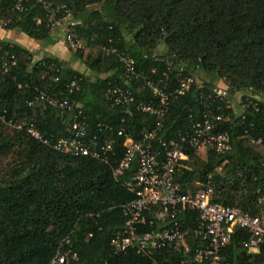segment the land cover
<instances>
[{
    "label": "trees",
    "instance_id": "obj_1",
    "mask_svg": "<svg viewBox=\"0 0 264 264\" xmlns=\"http://www.w3.org/2000/svg\"><path fill=\"white\" fill-rule=\"evenodd\" d=\"M37 1L23 0L24 10L17 12L16 0H0L1 28L53 45L48 13ZM41 1L58 9L57 19L70 18V35L85 46L71 55L89 75L53 57L35 62L22 46L0 40V116L17 124L35 116L37 130L55 143L66 135L70 117L48 106L38 93L68 96L79 107L87 137L111 144L113 151L106 164L72 157L34 140L25 127L8 131L0 123V160L11 162L0 174V264H50L60 251L77 255L70 264H182L193 258V247L187 258L164 251L150 259L133 251L113 254L111 240L125 224L121 207L134 196L112 173L124 156L125 136L138 141L156 124L154 116L135 108L139 102L158 105L146 81L160 82L172 94L179 89V78L206 75L188 93L173 95L157 136L176 140L204 113L222 115L213 123L214 132L229 135L231 150L219 156L186 146L187 159L175 182L183 194L209 183L211 202L258 215L255 190L264 181V159L256 149L264 148L251 146L245 131L254 139L264 138V0ZM109 48L117 54L107 55L103 50ZM118 54L129 55L138 74L129 84L135 92L129 108L112 107L104 97L108 86L125 87ZM50 64L61 72L46 74ZM73 80L77 90L68 95L66 86ZM216 86L253 99L259 111L248 109L243 124L228 102L204 108L200 97L207 100ZM179 222L193 229L197 214L185 211ZM247 239L242 230L233 231L223 251L228 264H264V246L248 261L251 256L242 248Z\"/></svg>",
    "mask_w": 264,
    "mask_h": 264
},
{
    "label": "built area",
    "instance_id": "obj_2",
    "mask_svg": "<svg viewBox=\"0 0 264 264\" xmlns=\"http://www.w3.org/2000/svg\"><path fill=\"white\" fill-rule=\"evenodd\" d=\"M25 1V0H24ZM31 1V0H26ZM48 13L50 30L59 29L63 20L57 19L58 9L37 1ZM14 10H24L23 0H16ZM68 18V17H66ZM64 41L71 53L84 50V44L75 40L70 35V23L64 32ZM108 54H117L113 48L103 50ZM122 64L121 80L125 87L108 86L104 97L112 107L129 108L135 104V92L129 85L138 77L134 60L127 54H118ZM156 54L153 57L156 59ZM169 65L163 58L156 59ZM169 67V66H168ZM4 70L6 67H3ZM46 74H59L61 67L56 64L46 66ZM57 81V79H55ZM160 82L146 81L144 86L157 98L158 105L139 102L135 104L136 111L149 114L156 118V124L150 132L141 134L138 141L125 136L124 156L113 170V178L124 189L134 196V199L121 207L125 224L120 232L111 240L113 254L119 256L128 251H133L142 258L150 259L156 252H173L183 257L189 256L191 248L193 258L182 261V264H228L227 257L223 254L229 245L233 231L238 228L248 235V239L242 242V248L247 252L248 261H253L260 248L264 246V181L260 182L255 190L258 215L251 216L232 206H221L210 201L212 187L208 183L204 189L195 193L183 194L175 182L181 163L186 161L185 147L214 152L221 156L231 150V141L227 133L214 132L213 123L220 122L222 115L210 116L204 113L201 121H192L188 131L179 135L176 140H166L157 135L162 129L164 117L167 113L169 100L173 95H184L191 87L199 86L200 82L193 77L178 79L179 89L175 93H166L165 87L159 86ZM67 94L77 90L76 80L66 86ZM48 106L67 114L70 117V127L66 135L51 143L35 127V116L25 123H14L0 116V123L11 130H24L34 140L55 151L72 157H87L93 160L107 163L113 151L111 144L100 145L95 139L87 137V127L78 111V105L71 102L68 96H45L38 93ZM229 98L227 88L216 86L212 88L207 100L200 97L204 108L209 109L212 104H226ZM260 100L264 104V93L260 94ZM30 105V104H28ZM232 109L238 115L240 122L247 121L248 109L258 112V105L253 99H242L238 95V105ZM219 110V108H218ZM253 128V124L249 125ZM250 144L264 148V138H252L245 131ZM121 130L118 136L122 137ZM197 214V223L193 229L183 228L179 217L185 212ZM148 227L150 230L143 231ZM192 237V239H190ZM68 243V242H67ZM191 243V244H190ZM193 245V246H191ZM77 260L74 252H58L50 264H70Z\"/></svg>",
    "mask_w": 264,
    "mask_h": 264
},
{
    "label": "crops",
    "instance_id": "obj_3",
    "mask_svg": "<svg viewBox=\"0 0 264 264\" xmlns=\"http://www.w3.org/2000/svg\"><path fill=\"white\" fill-rule=\"evenodd\" d=\"M5 33L6 35L4 37L1 36L2 38H0V40H6L22 46L32 54L34 60L39 61L41 59L48 57L57 58L58 60L65 62L68 65V67L73 69L74 71H77L85 76L89 75L87 70L84 68V66L81 63L73 60L72 55L69 54V52L67 51V46L59 39L60 38L59 35L53 34L52 35L53 40L55 41L54 44L47 45L44 42L35 41L30 39L29 37L28 38L30 39L31 42L24 41V39L21 40L19 39L20 38L19 35L23 33L17 30L8 31V33L7 32ZM12 33L14 34V36ZM76 62H77V66H75ZM81 69L82 71H84L83 73Z\"/></svg>",
    "mask_w": 264,
    "mask_h": 264
},
{
    "label": "rangeland",
    "instance_id": "obj_4",
    "mask_svg": "<svg viewBox=\"0 0 264 264\" xmlns=\"http://www.w3.org/2000/svg\"><path fill=\"white\" fill-rule=\"evenodd\" d=\"M71 21H70V18L68 17V18H65L64 20H63V22H62V24H61V27L59 28V29H55V30H53L52 31V34H57V35H59L60 36V40L65 44V41H64V32H65V29H66V27L69 25V23H70ZM5 32H7L8 33V31H5V30H3L2 28H1V25H0V38H2V37H4L5 35H6V33ZM13 34V33H12ZM2 36V37H1ZM13 36H14V34H13ZM16 36H18V35H16ZM20 36V38L19 39H24V41H29V42H31L30 41V39L26 36V35H24V34H21V35H19ZM25 45V44H24ZM27 45V44H26ZM66 45V44H65ZM160 52H162V50H163V48L162 47H160ZM67 51L69 52V54H71V52L68 50V48H67ZM34 60V59H33ZM35 62H36V60H34ZM75 66H77V62L75 63ZM85 68V67H84ZM86 69V68H85ZM84 69V70H85ZM81 71H82V69H81ZM80 71V72H81ZM84 71H82V73H83ZM86 72V71H85ZM196 77L198 78V80L201 82H203V81H206V79H207V77H206V75L204 74V73H202V72H198L197 74H196ZM228 103L231 105V106H233L234 108L238 105V95H236V94H229V98H228ZM8 131H13V130H11V129H9V128H6ZM251 146H253L254 147V145H252V144H250ZM256 149V148H255ZM258 152H260V154H261V156L263 157V159H264V150H259V149H256ZM202 152L204 153L205 151H203L202 150ZM206 153V152H205ZM199 156L200 157H203L204 155L203 154H199ZM11 162H10V160L9 159H2V160H0V174H1V172H2V170H5L6 169V167L10 164ZM196 187H198L199 185L198 184H196L195 185Z\"/></svg>",
    "mask_w": 264,
    "mask_h": 264
}]
</instances>
